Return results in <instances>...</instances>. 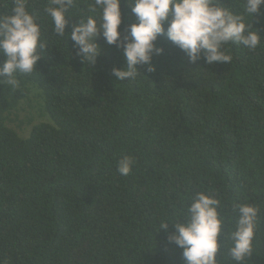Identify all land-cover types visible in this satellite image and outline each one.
<instances>
[{
  "label": "trees",
  "instance_id": "obj_1",
  "mask_svg": "<svg viewBox=\"0 0 264 264\" xmlns=\"http://www.w3.org/2000/svg\"><path fill=\"white\" fill-rule=\"evenodd\" d=\"M26 2L48 47L37 70L17 74L18 87L0 84V264H184L169 241L174 224L159 225L182 220L198 192L222 201L221 240L234 229V204L257 208L243 264H264V40L255 50L227 45L229 64L191 63L164 34L155 71L138 65L134 79L118 81L122 48L101 36L90 65L55 34L48 0ZM218 2L244 10L243 0ZM90 3L76 0L66 33ZM12 6L0 0V15ZM121 8L127 34L135 17L128 0ZM249 22L264 37V6ZM124 156L134 160L127 176ZM229 243L219 264H235Z\"/></svg>",
  "mask_w": 264,
  "mask_h": 264
},
{
  "label": "clouds",
  "instance_id": "obj_2",
  "mask_svg": "<svg viewBox=\"0 0 264 264\" xmlns=\"http://www.w3.org/2000/svg\"><path fill=\"white\" fill-rule=\"evenodd\" d=\"M75 4L76 0H48L44 11L53 22L55 34L67 35L74 41L77 55L90 65L102 53L97 43L101 36L107 44L122 48L126 64L112 69L118 81L134 79L141 73L138 65H147L149 72L155 71L153 57L165 51L157 47L156 41L164 34L191 63L203 57L208 64H229L233 57L227 45L255 50L264 40L249 22L261 13L264 0H243L244 10L240 13L218 0H128L135 21L125 29L127 34L120 30L121 0H91L88 5L91 14L80 17L72 32L66 33L69 9ZM47 47L37 17L28 11L26 0H13L11 12L0 15V55L5 57L0 64V84L18 87L17 74L37 70ZM133 164L132 157H122L118 161L119 174L127 176ZM222 207L220 198L198 192L181 213L182 220L165 219L160 223V230L167 229L169 222L174 224L176 231L169 235V241L183 250L184 264H219L218 255L226 241H230L228 255L235 264H243L252 255L257 208L248 203L234 204L237 215L234 229L221 240L224 218L219 209Z\"/></svg>",
  "mask_w": 264,
  "mask_h": 264
}]
</instances>
